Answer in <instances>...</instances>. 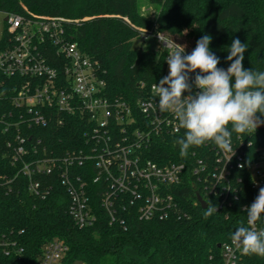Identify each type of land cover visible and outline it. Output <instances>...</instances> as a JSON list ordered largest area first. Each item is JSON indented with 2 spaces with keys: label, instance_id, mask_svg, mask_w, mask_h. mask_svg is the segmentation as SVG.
I'll return each mask as SVG.
<instances>
[{
  "label": "trees",
  "instance_id": "1",
  "mask_svg": "<svg viewBox=\"0 0 264 264\" xmlns=\"http://www.w3.org/2000/svg\"><path fill=\"white\" fill-rule=\"evenodd\" d=\"M147 3L156 9L155 19L140 13L138 0H0V13L71 20L66 27L67 37L97 63L107 94L122 97L133 106L142 95L140 85L159 83L166 73L162 55L134 48V40L140 39L142 29L165 33L168 38H182L187 32L185 49L189 53L200 37L209 35L212 38L209 48L220 59L218 67L224 69L231 63L226 60L229 46L239 38L248 45L243 67L264 71V0H147ZM7 40L5 23L0 50L5 49ZM0 80L6 85L5 97L10 99L14 94L10 86L19 82V78L0 76ZM13 108L7 98L3 99L0 116ZM24 130L43 140L49 156L59 157L83 145L85 125L79 116L73 115L64 116L63 125L52 119L44 127ZM15 133L16 128L9 130L0 124V175L13 179L8 184L10 188L0 192V234L18 240L27 264H38L41 247L53 239L67 245L66 264H221L218 246L230 242L231 234L239 226H247L245 209L256 197L251 190L249 168L258 152H264V125L255 133L241 134L251 145L245 147L244 165L237 172L241 178L237 185L238 199L217 209L207 220L203 215L205 209L197 203V193L216 207L220 200L206 197L197 183L185 181L176 189L174 195L180 212L169 219L141 221L135 208H126L118 212L113 223L100 207L95 192L98 187L94 185L91 204L97 222L82 229L68 212L70 198L57 175L44 176L50 192L43 199L31 195L26 179L16 176V167L6 157L7 142ZM183 136L184 132L168 142L157 141L158 157L152 159L161 163L166 162L167 155H173V160L180 161V147L175 141ZM195 151L210 154V147L208 143L190 147L188 154ZM256 224L264 229V215ZM238 264H264V257L245 255Z\"/></svg>",
  "mask_w": 264,
  "mask_h": 264
},
{
  "label": "built area",
  "instance_id": "2",
  "mask_svg": "<svg viewBox=\"0 0 264 264\" xmlns=\"http://www.w3.org/2000/svg\"><path fill=\"white\" fill-rule=\"evenodd\" d=\"M6 19L8 40L0 50V76L19 78V82L11 84L14 94L9 99L0 80V102L7 98L14 106L0 116V124L5 129L16 128L7 142L6 157L16 167V176L26 179L31 195L45 198L50 188L44 184V176L57 175L70 198L68 212L81 229L97 222L91 204L94 185L100 207L111 223L126 208H135L141 221L166 220L178 214L174 192L185 181L201 186L206 197L218 198L217 209L238 199L241 178L237 172L243 168L249 141L232 134L230 152L209 142L210 154L195 151L180 161L167 155L166 162L161 163L152 159L158 157L157 141L168 142L185 132L173 113L159 111L158 83L141 84L142 95L135 106L122 97H110L97 63L67 37L71 20L14 14L6 15ZM140 33L144 42L149 38L158 42L153 52L164 57L166 76V59L172 49L164 48L159 35L172 39L160 32ZM185 54H189L186 49ZM195 74L189 75L194 79ZM196 91L193 86V93ZM73 115L84 121V142L79 149L59 157L49 156L43 140L24 130L44 127L52 119L63 125L64 116ZM249 175L257 197L264 187V152H258ZM11 182L13 179L0 175V192L9 189ZM256 230H261L257 224ZM67 252L63 241L53 239L41 247L38 264H66ZM23 254L16 238L0 234V264H27ZM244 256L231 241L221 245V264H238Z\"/></svg>",
  "mask_w": 264,
  "mask_h": 264
},
{
  "label": "clouds",
  "instance_id": "3",
  "mask_svg": "<svg viewBox=\"0 0 264 264\" xmlns=\"http://www.w3.org/2000/svg\"><path fill=\"white\" fill-rule=\"evenodd\" d=\"M159 39L164 48L172 51L166 59L168 74L155 85V91L159 111L173 113L185 130L184 136L175 141L181 157L188 155L190 147L209 142L230 152L233 132L252 134L264 125L261 119L264 117V71L243 67L246 43L239 38L232 41L226 57L231 63L224 69L218 67L220 59L209 48L212 39L209 35L200 37L189 54H185L183 45L163 39L161 35ZM190 73H196L194 79ZM193 86L198 89L195 93ZM185 92L189 95H183ZM245 211L247 226L242 224L231 234V245L244 255L264 257V229L256 230V222L264 215V187ZM215 212L217 207L207 203L204 219Z\"/></svg>",
  "mask_w": 264,
  "mask_h": 264
},
{
  "label": "rangeland",
  "instance_id": "4",
  "mask_svg": "<svg viewBox=\"0 0 264 264\" xmlns=\"http://www.w3.org/2000/svg\"><path fill=\"white\" fill-rule=\"evenodd\" d=\"M139 2V8H140V13L142 15L148 16L150 19H155L156 16V9L152 6H150L147 3V0H138ZM5 19H6V15L3 13H0V41L2 39L3 36V31L5 28ZM143 30V29H142ZM150 31V30H149ZM166 37L168 35H166L165 33H163ZM186 34L187 32L184 33V36L182 38H172L170 37V39H173L175 41H177L178 43H182V45L184 47H186V43H187V38H186ZM133 46L135 49H141L143 51H156L158 49V42L153 39V38H149L147 41H143L141 39H136L134 40ZM168 74V71H167ZM166 74V75H167Z\"/></svg>",
  "mask_w": 264,
  "mask_h": 264
},
{
  "label": "water",
  "instance_id": "5",
  "mask_svg": "<svg viewBox=\"0 0 264 264\" xmlns=\"http://www.w3.org/2000/svg\"><path fill=\"white\" fill-rule=\"evenodd\" d=\"M7 20V19H5ZM197 201L199 202L200 206L205 209V207L207 206L206 201L203 200L202 196L200 195V193H197ZM219 248H221V245L218 246Z\"/></svg>",
  "mask_w": 264,
  "mask_h": 264
}]
</instances>
